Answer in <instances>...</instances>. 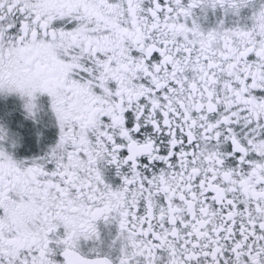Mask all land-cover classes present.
Instances as JSON below:
<instances>
[{"label": "flooded vegetation", "instance_id": "af4514ba", "mask_svg": "<svg viewBox=\"0 0 264 264\" xmlns=\"http://www.w3.org/2000/svg\"><path fill=\"white\" fill-rule=\"evenodd\" d=\"M0 264H264V0H0Z\"/></svg>", "mask_w": 264, "mask_h": 264}]
</instances>
